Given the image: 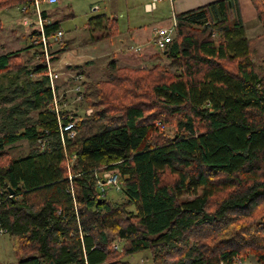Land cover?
Wrapping results in <instances>:
<instances>
[{"label": "trees", "instance_id": "16d2710c", "mask_svg": "<svg viewBox=\"0 0 264 264\" xmlns=\"http://www.w3.org/2000/svg\"><path fill=\"white\" fill-rule=\"evenodd\" d=\"M251 2L264 37V0ZM17 5L26 14L34 4L0 0V10ZM173 20L166 66L111 60L106 79L82 81L72 137H61L59 123L75 109L60 106L65 93L56 114L45 62L35 60L41 46L0 53V228L18 264H130L120 258L140 251L152 264L248 255L264 264V60L252 58L238 0ZM98 21L99 39L117 34L106 15L91 18L90 31ZM58 29L44 24L46 35ZM21 141L28 152L10 156ZM108 170L119 174L118 204L106 196L115 188L102 177Z\"/></svg>", "mask_w": 264, "mask_h": 264}, {"label": "crops", "instance_id": "0c3cea01", "mask_svg": "<svg viewBox=\"0 0 264 264\" xmlns=\"http://www.w3.org/2000/svg\"><path fill=\"white\" fill-rule=\"evenodd\" d=\"M150 1L151 0H57V2L54 4H49L42 1L39 3V12L43 19H48L50 24L58 22L59 30L62 29L60 26V21L62 18L75 17L79 15V12H83V14L87 15L88 12L100 11L99 14L91 15L90 17H88L85 23L86 26L84 27L86 29L85 32L88 33V35L85 34V38H87L85 44L93 43L96 51H82L80 48L81 39L75 40L74 38H65L64 33L60 44L58 43L50 49V52H52L54 50H57L58 47L63 48V51H61L59 54H56L55 57H53L54 59L51 60L52 69L55 73H57V78L55 79V81L75 82L71 87L65 90L60 89L58 84L56 83L58 86V89L54 90L56 96L59 97L60 93L62 94L59 99L69 91L73 93V101L78 103L79 100H77L74 95V88L79 84L76 83V81L97 80L98 78H96V74L98 72L101 73V69L102 75H104V78H106L109 74L108 63L111 60H115L117 65L119 66L127 65L136 67L138 65L140 66V64H143L142 62L145 60H147L149 64L154 61L156 62L163 60L164 58L160 56L156 58L153 57L155 54H157V52H153L149 41L153 43L152 35L154 30L159 27H166L170 25V23H172L173 21V16L176 13L187 11L189 9L196 8L215 0H157L156 8L154 10L150 12L145 11L144 5ZM238 2L243 23L246 29V35L249 39L254 40L253 44L250 47L252 58L255 62H257L258 60H260L261 62V60H264V37H260V35L262 36L263 34L262 26L257 19V15L251 0H238ZM163 3H167L168 6L166 7L165 11L164 8H162ZM121 5H125L126 9L125 30H122V28L119 27V23L117 20V12ZM139 6L143 7L142 13L137 11V8ZM15 7L21 13L20 7H22V5H17ZM42 12L44 15L42 14ZM22 15L25 17L27 16L26 19H24V23H26L27 19L32 20V17L36 18L34 6H31V8L28 9V12ZM100 15H106L107 17L114 19L117 24L116 28L118 30L116 35L109 38L99 39V37H101L103 33V28L100 27L102 23L99 21V24H97L96 26L99 30L100 35H94V28L92 31L89 30L90 26L92 27V25L89 26L88 21L91 18ZM144 15H147L146 18ZM30 24L24 25L25 27L30 26L23 29L25 30L24 32L26 33V35L31 34L33 30L38 32L39 23L37 21H32ZM6 29L14 28L7 27ZM74 30H81V28L75 27L73 30L69 31ZM149 31L151 33L150 39L149 37L143 35L145 32ZM50 33H48L47 36ZM19 35L20 36L18 42L20 43V41L23 40L24 36L22 34ZM30 38L31 37H29V39ZM33 39L31 38L32 41ZM131 44L140 47L139 50L142 55H137V51L134 52L132 50H129L128 47ZM29 45H25L24 47H27ZM144 46H146V48H144ZM153 46L157 51V47L155 45ZM30 51H35V48L32 47ZM148 63L147 65H149ZM101 65L102 68H100ZM56 70L62 71V73L59 74ZM77 74L81 75V77L76 78L75 76ZM80 88H82V86H80ZM68 103L67 101H65V104L62 107H66ZM87 109L91 108L86 107L84 109V112ZM76 111L77 110L75 109L73 112L77 113ZM87 116L88 115L85 114V117ZM0 264H18V259L12 249L11 238L6 232L0 234Z\"/></svg>", "mask_w": 264, "mask_h": 264}, {"label": "rangeland", "instance_id": "374dc122", "mask_svg": "<svg viewBox=\"0 0 264 264\" xmlns=\"http://www.w3.org/2000/svg\"><path fill=\"white\" fill-rule=\"evenodd\" d=\"M162 1H165V0H162ZM166 7H168L167 3H163L162 4V8H164V11L166 10ZM142 10H143L142 6H139L137 8V11L140 12V13H142ZM125 11H126L125 5H121V7L119 8V10L117 12V20H118V23H119V27L122 28V30H125V20H126ZM99 13H100V11H95V12H88L87 15H85V14H83V12H79L78 13L79 15H77L75 17L62 18L61 21H60V24H61L60 26L62 28L61 30L64 33V37L65 38H69V39H73L74 38L75 40L81 39L80 48H81L82 51H85V52L86 51H90V52L96 51V49L94 48L95 46H94L93 43H86L85 44L86 39H87V38H85V34L88 35V33L85 32L86 29L84 27L86 26L85 23H86L88 17H90L91 15L99 14ZM144 16L146 18L147 15H144ZM26 17L23 16L16 9L15 6L0 10V19H1L2 25H3L2 26L3 27V31L0 33V53L7 52V51H12V50H17V49L23 48L25 45L31 44V38L29 39L31 34L26 35V33L24 32L25 30H23V29L28 27V26L25 27L24 25H29L32 21H36L37 18L32 17L31 18L32 20L27 19L26 23H24V19H26ZM171 25H172V23H170V25H168L166 27H169ZM13 26H17V27H13ZM7 27L14 28V29H6ZM75 27L81 28V30L69 31V30H73ZM5 29H6V31H5ZM19 34H22L24 36L23 40H21L20 43L18 42V39H19V36H20ZM94 35L95 36L100 35L99 30L97 29V26H95V28H94ZM143 35L149 37V39H150L151 33L149 31V32H145ZM61 40L53 43V46L57 45ZM149 43L151 45V48H152L153 52L154 53L157 52L158 56H160L161 51H159V50L156 51L155 47L153 46L154 44L151 41H149ZM147 47H150V46H147ZM144 48H146V46H144ZM30 52L32 53L33 51H30ZM136 53H137V55H142V53H140V50H138ZM26 61H28V59H26ZM142 63L143 64H140L141 67H146V66L150 65L147 62V60L143 61ZM147 63L149 65H147ZM155 63H160L163 66H166L167 63H168V60L163 59L161 61H156ZM100 68H102V65L100 66ZM57 72L59 74L62 73V71H57ZM96 75H97L96 78H98V79L104 78V75H102V69H101V73L98 72ZM106 78H104V79H106ZM84 82H89V81H84ZM55 83L58 84L60 89L65 90V89L71 87L73 85V83H75V82H70V81H68V82L65 81L64 82V81H55L54 80V84ZM76 83H80L81 84L82 81H76ZM81 86H82L81 89L84 90V86L82 84H81ZM54 87H56V84H55ZM65 95H66L67 103H68V100H69V103L66 106L68 110L76 109L75 108V104H80L81 105V103H77V102L73 101V99H74L73 93L68 91V93H66ZM2 106L3 105L1 104L0 105V123H1V121L4 120V117H5L4 113H2V110H3ZM7 106H9V104L6 105L5 108H7ZM86 107H87L86 104L82 105L83 109H85ZM79 109H81V107ZM74 116H77L78 119H79V117H82V113L79 110V111H77V113L74 112ZM73 134H74V132H73ZM73 134L70 136V135H68V133H66V135L68 137H72ZM28 150H29L28 144L26 142H23V141L15 144L12 148H8L9 155L12 156V157H18V156H21V155H25L28 152ZM105 189H106V192H107L106 196L113 203H117L118 204V203H120V202H122L124 200L122 193L119 190H117L116 188H112V186H106ZM128 208L130 209L131 207H128ZM115 244H118V248H117L118 250L121 248V246L123 244V240L118 235L113 236V239H112V242H111V246H113ZM112 249L116 250V248H113V247H112ZM151 256H152V254H151L150 251H140V252H138V253H136L134 255H131V256H128V257H124V258H120V260L121 261H127L130 264H152ZM237 264H257V263H256V260L254 259L253 256L248 255V257H246V258H244V259H242L240 261L238 260Z\"/></svg>", "mask_w": 264, "mask_h": 264}, {"label": "built area", "instance_id": "2783aa9c", "mask_svg": "<svg viewBox=\"0 0 264 264\" xmlns=\"http://www.w3.org/2000/svg\"><path fill=\"white\" fill-rule=\"evenodd\" d=\"M46 2L49 4H54L57 2V0H33V6H34V11L36 13V21L39 23V27H38V36L36 38L33 39L32 44L34 45H40V53L35 54V60L38 62H45L46 65V69H47V76L50 82V86L52 89V97H53V108L56 112V114L58 116V110H60V106H63L65 104V102L59 106V97L62 96V94L59 95V97L56 96V93L54 92V80L57 78V73L54 72V70L52 69L51 66V56H50V46H53V43L59 41L62 39L63 36V32L61 30H57L53 33H50L48 36L45 34L44 31V24L49 23L48 19H43V17L41 16L40 12H39V3L40 2ZM156 1L157 0H151L150 2L146 3L144 5V9L145 11H152L156 8ZM174 20L172 21V25L170 27H159L156 28L153 32L152 35V41L153 44L157 47L158 50L163 51L166 47V45L171 41L172 37H173V32H174ZM52 41V44L50 43L49 46V42ZM129 50H132L134 52L138 51L140 49V47L136 46V45H130L128 47ZM76 78H80L81 75L77 74L75 76ZM81 85H77L74 90L77 92L76 95V99H80V88ZM91 112V109H87L85 111L86 115H89ZM70 120H68L65 124L63 123H59V128L61 131V137L63 132L68 133V135H72L74 130L73 127L75 126V122L78 120L77 117H72L70 116L69 118ZM102 177L103 179L106 180V183L108 184H112L113 186H115V188L117 190H119V174L116 170H108V171H104L102 173ZM103 196V195H102ZM3 232H5V229L0 228V234H2ZM113 248H118V244L113 245Z\"/></svg>", "mask_w": 264, "mask_h": 264}, {"label": "water", "instance_id": "95a60500", "mask_svg": "<svg viewBox=\"0 0 264 264\" xmlns=\"http://www.w3.org/2000/svg\"><path fill=\"white\" fill-rule=\"evenodd\" d=\"M48 264H55L54 262L50 261Z\"/></svg>", "mask_w": 264, "mask_h": 264}]
</instances>
